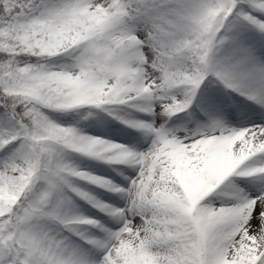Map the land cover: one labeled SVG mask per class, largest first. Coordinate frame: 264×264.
I'll return each instance as SVG.
<instances>
[{
    "label": "snow or ice",
    "instance_id": "1",
    "mask_svg": "<svg viewBox=\"0 0 264 264\" xmlns=\"http://www.w3.org/2000/svg\"><path fill=\"white\" fill-rule=\"evenodd\" d=\"M0 264H264V0H0Z\"/></svg>",
    "mask_w": 264,
    "mask_h": 264
}]
</instances>
